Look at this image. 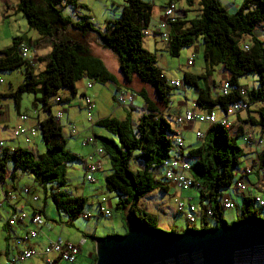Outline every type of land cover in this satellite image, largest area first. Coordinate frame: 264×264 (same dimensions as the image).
<instances>
[{
  "label": "trees",
  "instance_id": "obj_1",
  "mask_svg": "<svg viewBox=\"0 0 264 264\" xmlns=\"http://www.w3.org/2000/svg\"><path fill=\"white\" fill-rule=\"evenodd\" d=\"M176 1L180 0H167L161 9L169 3L176 6ZM181 1L188 7L195 3L197 12L188 18L181 14L174 21H169L165 37L161 36L157 27L155 31L165 41V51L173 57H177L182 47L190 46L195 40L201 43L203 72L192 74L183 71L180 86L194 89V105L199 111L214 110L222 113L235 101L244 102L248 106L259 103L255 109L256 118L250 117L249 122L260 132H264V39L253 35L256 26L264 25V0ZM66 5L74 8L81 6L75 0H16L17 12L28 27L33 28L39 37L48 42L50 49L44 56L43 68L33 73L34 63L29 64L20 55L18 42L22 38H13L11 43L0 50V72L21 69V82L7 95L13 99L15 110L19 107L22 94H31V106L39 105L41 111L46 113L37 122L44 151L34 156L26 149L3 146L0 152V179L5 177L3 174L9 163L12 170H7V178L10 181L15 176V170L32 176L50 197L55 208L67 212L66 207L69 206L73 219L78 215L83 199L69 196L61 188L65 185L66 163L80 159L65 147V137L55 117L57 112L54 114L51 111L52 104L54 106L68 102L70 97L75 96V83L81 78L86 79L85 88L90 87L88 80L104 84L108 81L115 82V78L103 61L84 44L64 35L67 28L76 30L80 36L88 31L94 32L101 46L115 56L118 71L126 83L136 77L140 82L149 85L161 102H165L169 91L176 86L166 81L163 72L156 65L155 54L143 46L142 41L152 18L151 1L123 0L117 18L106 21L100 29L94 28L91 20L86 18L70 21L60 12V8ZM243 44L247 45L246 49ZM216 65L228 72L229 92L225 95L219 93V86L216 92H211L204 82ZM247 73L256 75V88H247L238 83V78ZM0 78L2 82L1 75ZM241 87H244L242 92ZM137 94L144 104V112L135 120L128 116L123 119L106 116L94 122L90 121V125H97L109 133V136H93L97 137L99 146L109 160L110 171L104 176V185L107 190L117 195L114 207L123 200L129 202L125 217H134L155 228V217L141 209L137 204L138 200L155 187L166 189L165 184L155 178L156 174H160L161 161L171 154L181 155L182 148L169 137V122L157 111L145 90L141 88ZM5 96L6 94L0 93V97ZM80 96H88L92 102L89 95L80 93ZM117 96L115 105L128 107L126 104L118 105ZM133 100L134 97L132 102ZM19 116H25V120L27 118L26 115ZM213 128L218 133H214L215 140L210 138L206 143L186 151V157L190 159L189 173L194 182L193 186L200 195L199 228H207L206 220L209 218L213 222L224 220V209L220 202L221 190L234 183L235 171L239 167L240 157L243 156L242 149L235 142V138L242 133L240 127L237 126V131L230 134L224 127L213 124L208 126L207 132ZM3 144L5 145L4 140ZM260 159L264 160V156ZM130 163H133L134 170ZM242 199L245 205L240 207V214L234 220L250 215L258 216L255 207L250 210L249 204L264 209L252 196H242ZM207 210L209 214L206 213ZM192 228L194 227L189 225L185 227Z\"/></svg>",
  "mask_w": 264,
  "mask_h": 264
},
{
  "label": "rangeland",
  "instance_id": "obj_2",
  "mask_svg": "<svg viewBox=\"0 0 264 264\" xmlns=\"http://www.w3.org/2000/svg\"><path fill=\"white\" fill-rule=\"evenodd\" d=\"M8 1V0H6ZM14 1V0H11ZM77 4H80V7L74 8L70 5L62 6L60 8V12L62 15L67 16L70 21H77L83 18L91 20V25L94 28L101 27L106 21L113 20L117 18L121 5L123 4V0H75ZM167 0H153L151 2L152 11L154 14L155 7L161 6L163 2ZM3 5V0H0V7ZM176 6L184 9H180V12H184L185 16L191 17L193 14L197 12V5L194 3L192 7L186 6L183 1H176ZM151 18L150 25L152 24ZM37 33L33 28L27 26L24 18L21 16L19 12H16L15 15L10 14L9 16H3L0 12V47H4L12 42L13 38L21 37L22 40L18 42V46L23 44L28 52H32V46L29 44V39ZM65 36H68L72 39L78 40L80 43L84 44L89 51L97 56H101L102 61L105 67L110 71L115 78V82H105L104 84L93 82L88 80L90 83L89 88H85L86 79L81 78L75 83V96L70 97L68 102H65L62 105V108H68V114L63 113V118L58 120L60 124L61 132L65 137V147L69 152L76 154L79 152L88 151L86 148L93 149L92 144L83 145L82 137L84 134H81L79 129L82 128V124H78L79 121L85 123L86 127L92 128L99 136H109V133L105 131L103 128L98 127L97 125H90V121L87 120V114L83 108H79V102L81 100L80 93L82 91L85 94L89 95L92 98V109L90 112L91 122H94L101 117L106 116H115L118 119H123L125 116H128L131 120H135L137 116L140 114V110L138 108L142 105V99L137 94V91L143 88L148 96V98L156 105V107L162 106L164 110V105L166 104L168 110H165L163 117L167 119L170 126H172V116L175 114L182 113L181 111L185 108L187 109H195L200 110L194 105L195 92L194 89L188 86L181 87L176 86L172 87L169 91L168 96L165 99V102H161L154 95L151 87L147 84L140 82L136 77H132L129 84L124 82V78L117 68V61L115 56L109 51L101 46V42L97 35L94 32H90L87 35L80 36L76 30L68 27L64 33ZM143 46L146 47L147 40L143 39ZM47 44H38L36 49L41 51L40 55H33L34 63L36 64L33 67V72L36 73L43 66L39 61L44 62V49ZM148 51L153 52L151 48ZM202 46L200 41L195 40L190 46L182 47L179 50L178 56L173 57L169 55L165 50L159 49L153 52L155 54L156 65L161 69L164 76L166 77V81L169 83L170 80H176L181 84V76L182 71H188L190 73H200L203 67V60L201 56ZM190 54L193 55V64L186 65V59ZM36 57V58H35ZM39 58V59H38ZM191 62V61H190ZM21 69H14L11 71H3L0 72L2 77V82L0 83V90L7 89V83L11 85H16L19 81H21ZM216 71L214 72L213 78L216 79ZM256 75L253 73H247L244 76L238 78L241 84H244L247 88H256L257 81ZM134 94V100L132 105L134 108L128 107H115V97L118 94ZM32 95L31 94H22L21 100L19 102L20 112L28 111L30 115L33 113V109L31 106ZM6 104L7 106L6 108ZM0 106L5 110V114L11 120L15 114L13 99L11 97H0ZM144 106V104H143ZM259 103H255L254 107L257 108ZM55 107L52 104L51 111L54 112ZM37 110L39 114L46 113L42 112L40 106H37ZM115 110H117L116 114L111 115ZM181 110V111H180ZM158 111V110H157ZM59 112V111H56ZM54 112V114L56 113ZM144 112V110H143ZM243 113V112H242ZM233 115H228L227 119L230 117L232 119ZM256 116V113H255ZM66 117H69L70 121H66ZM254 118V117H251ZM255 119V118H254ZM228 121H230L228 119ZM71 122V123H68ZM232 122V121H230ZM68 123V124H67ZM7 127H10L12 124L10 122L6 123ZM68 125H72L75 134H70ZM235 125V124H234ZM4 127V126H2ZM196 129L200 131L202 137L196 138L193 135V132H184V142L185 148L184 152L186 153V149L188 147H197L203 143H206L208 139H214L217 131L215 128L211 129L207 132L208 125L206 124H198L196 123ZM78 130V131H77ZM86 131V130H85ZM237 131H229L230 134H234ZM5 132H11L8 129H5ZM192 134L189 138V134ZM218 134V133H217ZM91 135V134H90ZM2 136V134H1ZM27 142L24 141V137H21V143L19 148L26 149L30 151L34 156L41 154L44 151V144L40 137V132L38 128H36L35 135H31L30 133H26ZM89 136V135H88ZM86 137V136H85ZM242 136H238L235 138L236 144L242 148L243 138ZM188 139L189 141H187ZM221 141L222 138L220 137ZM70 145V148L67 147ZM247 148H250L251 151L249 154H258L257 151L254 152L255 148L249 145H244ZM6 147V145H4ZM254 150H253V149ZM261 150L264 152V149ZM103 153L99 156L91 155V160H100L101 161V169L99 171H95L91 174L93 181L92 182H83V169L80 161H69L66 163L64 168V177H65V185L61 188L64 192L67 191V194L72 197L82 198V206L79 208L78 215L73 219L70 216V208L66 207L67 212L63 209H57L53 205L50 197L47 193L44 192L43 188L32 178V176L27 175L25 173H21L18 170H15V176L12 179V182L16 187L27 186L33 190V194L36 195V200H31L29 197H26V200L31 202V205L34 206L33 209H38L41 211L43 217L47 220V224L49 226L48 229H44L43 231L49 237L53 238L56 235H59L63 240H68L71 242H76L79 237L85 238V243L80 245V253L79 258L83 262V264H93L94 259L89 255V253H93L94 250V242L95 239L99 237H103L105 235H121L126 230V219L125 213L129 206V202L124 201L114 207V200L117 198L116 193L113 191L107 190L104 185V176L110 171V164L108 157L103 155ZM172 155V154H171ZM165 159V158H164ZM163 160V159H162ZM254 160L250 161L252 165ZM264 163V162H263ZM239 164V166H242ZM140 167V165H138ZM130 167L134 170L133 163H130ZM7 169L10 171L11 165L8 163ZM6 172L3 174V177L9 174ZM156 180L160 183H164L166 186L165 190H162L158 187L151 189L148 193H146L143 197L138 200V206L143 209L159 207V210H155V228L170 231L173 229L176 233L182 232L187 222L182 213H179L175 209V200L177 197H181V199L188 200L190 198V202L195 206L196 217L192 226L194 229H198L200 227V213H199V201L200 195L198 189L194 186L188 188L184 191H174L170 186H174L169 183L165 178L161 176V174H156ZM245 183V179L241 176ZM255 180L253 174H250L249 181ZM264 180V177H263ZM1 181V179H0ZM248 184V183H247ZM169 185V186H168ZM250 189L255 191L259 196L264 199V190H255L253 185H249ZM261 188H264V183L260 184ZM221 192L227 196L232 204L233 208L224 209L223 211V219L226 223H230L236 219V217L240 214V207L244 206L245 203L242 199L243 192H235L230 185L227 188H223ZM247 194V193H244ZM245 196H250L249 194ZM24 198V197H23ZM204 202V201H203ZM255 207L257 210V215L261 218H264V209L258 208L256 205L249 204L250 210ZM31 208L26 207V211H31ZM107 211L108 216H104L101 212ZM151 211V210H150ZM1 216L4 217V212L0 211ZM3 220V219H2ZM1 222V220H0ZM215 222L211 218L206 220L207 227H211ZM36 241V239L31 240ZM38 241V240H37ZM42 244V243H41ZM3 245L2 238V230L0 229V249ZM93 256V255H92ZM3 256L0 255V264H3ZM37 262V260H36ZM34 261V263H36ZM59 264H68L65 262H60Z\"/></svg>",
  "mask_w": 264,
  "mask_h": 264
},
{
  "label": "built area",
  "instance_id": "obj_3",
  "mask_svg": "<svg viewBox=\"0 0 264 264\" xmlns=\"http://www.w3.org/2000/svg\"><path fill=\"white\" fill-rule=\"evenodd\" d=\"M152 1V0H148ZM180 9L175 6L174 3H169L166 5L162 11L160 18L157 21L156 27L157 30L160 31L161 36L165 37L167 35L166 25L169 21H174L178 15H181ZM243 48L246 49L247 45L243 44ZM20 55L23 59H25L29 64L34 63L33 55L28 53V50L23 44L19 46ZM193 55L187 59V64L192 60ZM1 82V78H0ZM171 85L180 86V82L176 80H170ZM244 87L240 88L242 92ZM219 93L225 95L229 92V84L227 77L222 79L219 83ZM134 94H119L116 99V103L118 105H130ZM57 100V98H55ZM81 106L86 110L87 120L90 119V112L92 102L88 96H82L81 98ZM248 105L244 102L235 101L231 103L225 111L222 113H216L214 110L210 111H193V110H185L183 113L175 114L172 116V126H170L171 134L169 137L176 143L178 147L182 148L183 139L181 136L182 128L189 123H202L208 126L213 124H218L228 132L234 131L237 128V125L228 121L227 116L236 114L237 112L246 110ZM60 113L57 112L55 117L59 119ZM20 122H18L15 126L10 129L11 137H24V141L27 142L26 133H30L31 135L35 134V127H27L23 124V120H25V116H19ZM255 128V127H254ZM253 127H250L247 131H244L242 134L243 144L252 146L257 149L262 147L264 149V132H260L258 128L256 130ZM70 134H74L75 130L72 125L68 126ZM196 138L202 137L200 131L195 130L193 134ZM94 141L93 136H88L82 139V144L91 143ZM3 140L0 139V152L3 149ZM95 152L98 154H102L103 150L100 146L95 148ZM187 155L182 153L181 155H170L163 159L160 164V174L163 178H165L169 183L174 185L178 190H187L192 187L194 182L189 173L190 170V159L186 157ZM254 165L243 164L239 166L235 171L236 179L234 183L231 185L233 191L235 192H243L247 193L253 197V200L260 206L264 207V200L261 196L257 194H252L249 185H253L250 183H245L240 177H246L251 173L253 166L257 172V182L255 186L264 183V167L260 166V159L258 156L253 161ZM83 182H92L93 178L91 174L97 171L98 166L94 162H86L83 161ZM20 191L24 195H30L31 200H36L37 197L27 186H23L20 188ZM15 199V195L12 192L1 189L0 188V207L3 204H12V201ZM188 200L181 199V197H177L175 200V209L177 212L182 213L187 225H192L194 223L196 217L195 206ZM220 202L223 209H231L233 208V204L231 200L225 196L223 193L220 197ZM104 216H108L107 211L101 212ZM206 213H210L209 210ZM28 220L31 223V227H29L22 235H18L15 237H11L8 243V246L15 250L14 252H9L4 264H27L26 261L35 256L39 257L38 264H59L60 262H65L68 264H83L81 259L79 258L80 253V245L84 242V238L81 237L79 241L76 243L63 240L59 235H56L53 238H48L46 242L40 247V249H36L31 245H26L29 239H32L37 236L40 227L43 224H46L45 218L41 215L39 210L34 209L30 214L25 212L24 210H14L10 211V214L6 218V223L8 226H14L16 223L23 222ZM191 227V226H190Z\"/></svg>",
  "mask_w": 264,
  "mask_h": 264
},
{
  "label": "water",
  "instance_id": "obj_4",
  "mask_svg": "<svg viewBox=\"0 0 264 264\" xmlns=\"http://www.w3.org/2000/svg\"><path fill=\"white\" fill-rule=\"evenodd\" d=\"M121 235L95 239L93 264H264V218L164 231L126 216Z\"/></svg>",
  "mask_w": 264,
  "mask_h": 264
},
{
  "label": "crops",
  "instance_id": "obj_5",
  "mask_svg": "<svg viewBox=\"0 0 264 264\" xmlns=\"http://www.w3.org/2000/svg\"><path fill=\"white\" fill-rule=\"evenodd\" d=\"M152 2V1H151ZM166 3V1L165 2H163L162 4H161V6H158V7H155V9H154V14H153V11H151V17H154L155 19H152V24L150 25L149 24V26H148V28H147V30H146V34H145V40H147V44H146V48L147 49H149V48H151L152 50H153V52H155L156 50H159V49H163V50H165V41L163 40V39H161L157 34H156V23H157V21H158V19L160 18V15H161V8H162V6H164V4ZM177 8H179V9H183V8H181V7H178V6H176ZM184 10V9H183ZM0 12H1V14H3V16H9L10 14H14L15 15V13L17 12V10H16V0H14V1H11V0H8V1H6V0H3V5H1V7H0ZM185 13L184 12H182V15H184ZM168 27H169V25L167 24L166 25V30L168 31ZM98 29H100V27H98ZM88 33H90V31H88L87 33H85V35H87ZM253 35L254 36H256V37H259V38H261V39H264V25L262 24V25H259V26H256V28L254 29V31H253ZM29 39V44L32 46V53L34 54V55H40V53H41V51H39L38 49H36V46L38 45V44H47V46H46V48L44 49V52H42L43 54H44V56H45V54L49 51V49H50V47H49V44H48V42L44 39V38H42V37H39V35L37 34V33H35V35L33 36V37H31V38H28ZM245 40H247V38H245ZM7 46V45H6ZM5 47V46H4ZM4 47H0V50L2 49V48H4ZM191 55V54H190ZM97 56V55H96ZM97 57H99L101 60H102V58H101V56H97ZM190 56H188V58H189ZM193 57V56H192ZM36 58V57H35ZM187 58V59H188ZM39 59V58H38ZM187 59H186V65H192L193 64V60H191V62L189 63V64H187ZM43 60V59H42ZM39 61L40 63H42V64H44V62L43 61ZM35 63H34V65L32 66V71H34L33 70V67H35ZM42 68H43V66H42ZM41 68V69H42ZM40 69V70H41ZM40 70H38V71H40ZM216 71V79H214L213 78V75H214V72ZM183 72V71H182ZM185 72H188V71H185ZM203 72V67H202V71L200 72V73H197V74H201ZM21 73V72H20ZM34 73V72H33ZM190 73V72H189ZM192 74H195V73H192ZM228 76V72H226L220 65H216V66H213L212 67V69L210 70V72H209V76L205 79V84L207 85V86H209L210 87V90H211V92H216V90H217V88H218V86H219V83H220V81L222 80V79H224V78H226ZM166 78V77H165ZM21 80H22V78H21ZM124 82H126L125 80H123ZM19 82H21V81H19ZM18 82V83H19ZM18 83H16V85L18 84ZM238 83L239 84H241L240 82H239V80H238ZM126 84H129V83H126ZM16 85H11L10 83H7V89L6 90H0V93L1 94H6V96L5 97H9V96H7L8 94H9V92H11L14 88H15V86ZM241 85H243V86H245L244 84H241ZM246 87V86H245ZM81 93H84L85 94V92L84 91H82ZM62 95H65V94H62ZM87 95V94H86ZM22 97V96H21ZM20 100H21V98H20ZM65 103V102H64ZM64 103H58V104H54V107H55V109H54V112H56V111H59L61 114H60V117H59V119L60 118H63L62 116H63V113H65V114H68V112H69V110H68V108L69 107H67V108H62V105L64 104ZM164 105V110L162 109V106H160V107H157V109H158V111L159 112H161V114L163 115L164 114V112H165V110H168V108H167V106H166V104H163ZM7 104H6V108H7ZM79 108L81 107V101L79 102V106H78ZM115 107L116 108H118V106L117 105H115ZM129 108H134L135 109V107L133 106V105H129L128 106ZM8 108H9V106H8ZM121 108V107H120ZM19 109H20V106L18 107V111L17 110H15V114L13 115L14 117L11 119V120H9V117L5 114V110L4 109H2L1 108V106H0V139H3L4 140V143H5V145L7 146V147H9V148H13V147H19V145H20V143H21V137L20 138H17V139H12L11 137H10V133L9 132H5V129H8V131L15 125V124H17L18 122H20V120H19V114L21 115H26V120L23 122L27 127H35V128H37V122L39 121V120H41L43 117H44V114H39L38 113V110H37V106H35V107H32V109H33V113H32V115H30V113H28V111H23V112H20L19 111ZM255 107H254V104L252 103V104H250L249 106H248V110H244V111H240V112H237L236 114H234V116H233V118L232 119H230V117L228 118L230 121H232V123H234L235 125H237L238 127H240L241 128V135L240 136H242V134H243V132L244 131H247L250 127H255V126H253V125H251L250 124V122H249V118L250 117H254V118H256V116H255ZM138 110H140V114L143 112V110H144V106H143V102H142V105L138 108ZM185 110H193V111H199V110H195V109H187V108H185V109H183L181 112L183 113ZM116 112H117V110H115L111 115H114V114H116ZM243 112V113H242ZM217 113H218V111H217ZM139 114V115H140ZM138 115V116H139ZM137 116V117H138ZM113 117H115V116H113ZM99 118V117H98ZM116 118V117H115ZM58 119V120H59ZM118 119V118H117ZM66 121H70V119H69V117H66ZM8 122H10L12 125L10 126V127H7V125H6V123H8ZM68 123H71V122H68ZM67 123V124H68ZM72 124V123H71ZM78 124H82V128L81 129H79V131L81 132V134H84V136L82 137V139L83 138H85V136L86 137H88V135L90 136V134H91V136H93V135H95V136H99V135H96V134H98V133H96L92 128H88V127H86V125H85V123H82L81 121H79V123ZM2 126H4V127H2ZM69 126V125H68ZM67 126V127H68ZM197 127H196V123H189V124H186L183 128H182V131H181V136H182V139H183V144H182V153H184V154H186L185 152H184V148L186 147V146H188V145H186L185 146V142H184V132H189V131H191V132H193V134H194V131L195 130H197L196 129ZM256 128L257 127H255L254 129L256 130ZM86 130V131H85ZM78 131V130H77ZM75 133H77V132H75ZM74 133V134H75ZM1 134H2V136H1ZM73 135V134H72ZM191 133L188 135L189 136V138L191 137ZM93 138H94V141L93 142H91V143H87V144H92L93 145V149L91 150V149H89V148H86V150H88V151H84V152H79V153H76V155H77V157L80 159V162H81V166H83V161L84 160H86V162H88V163H90V162H94V163H96L97 164V166H98V169H97V171H99L100 169H101V167H100V165H101V161L100 160H95V161H92L90 158H91V155L93 154L94 156H99V155H101V154H98V153H96L95 152V148L97 147V146H99V141H98V139H97V137H94L93 136ZM241 138H243V137H241ZM187 141H189L188 139H186ZM23 142H26V141H23ZM243 143V142H242ZM87 144H83V145H87ZM67 147H69L70 148V145L68 146L67 145ZM242 148V152H243V156H241L240 157V164H245V165H247V164H250V161H252V160H254L255 158H256V156H258V158L260 159L261 157H263L264 156V152H262V150H261V147L260 148H257V149H253L254 150V152H256L257 151V153L258 154H249L250 153V151H251V149L250 148H247L246 146H243V144H242V146H241ZM188 148H191V147H188ZM187 148V149H188ZM187 149H186V151H187ZM103 155H105L104 153H103ZM102 155V156H103ZM264 160H262V159H260V166L261 167H264ZM82 169H83V167H82ZM8 170V169H7ZM96 171V172H97ZM250 174H253L254 175V177H255V180L253 181V180H251V181H249V178H250ZM250 174H248L246 177H244V179H245V181L247 182V183H250V184H253V187L255 188V190H264V188H261L260 187V185H258V186H255V183L257 182V172H256V170H255V167L253 166V168H252V170H251V173ZM8 175V174H7ZM7 175L3 178V180H1L0 181V188L1 189H4V190H7V191H10V192H12V194H14L15 195V199L12 201V204L11 205H9L8 203L6 204H3L1 207H0V211L2 210L3 212H4V217H2L1 216V214H0V220H1V222H0V229L2 230V238H3V245L1 246L2 248L0 249V255H2L3 256V264H4V262H5V260H6V258H7V256H8V254H9V252H14L15 250H13V249H11L9 246H8V243H9V241H10V238L11 237H15V236H18V235H22L29 227H31V223L28 221V220H26V221H23V222H19V223H16V225H14V226H8L7 225V223H6V218H7V216L10 214V211H14V210H20V209H22V210H24L25 212H27L28 214H30L31 212H32V210H34L33 209V207L34 206H32L31 205V202H29V201H27L26 200V197H29L30 198V195H24V194H22L20 191H19V188L20 187H16L15 185H14V183L12 182V181H10L8 178H7ZM169 186V185H168ZM171 188H173L174 189V191L176 192V191H178V192H180V191H184V190H178L175 186H170ZM31 190V193H33V190L32 189H30ZM251 193L252 194H257V193H255V191H253L252 189H251ZM243 194V196H245V195H247V194H244V193H242ZM258 195V194H257ZM24 197V198H23ZM246 197V196H245ZM262 198V197H261ZM263 199V198H262ZM264 200V199H263ZM115 201L116 200H114V204H115ZM156 206H158V205H155V210H159V207H156ZM26 207H28V208H31L30 210V212L29 211H26ZM141 208V207H140ZM141 209H143V208H141ZM38 210V209H37ZM145 212H147L148 214H151V215H153V216H155V210H154V208H150V210L148 211V209L146 208V209H143ZM1 213V212H0ZM41 213V212H40ZM41 215H42V213H41ZM224 215V214H223ZM43 216V215H42ZM224 218V217H223ZM3 219V220H2ZM45 221H46V224H43L41 227H40V229H39V232H38V234H37V236L36 237H34V238H32V239H29L28 241H27V244L26 245H31V246H33L34 248H36V249H40V247L46 242V240L48 239V238H51V237H49L47 234H45L44 233V231H43V228L44 229H48L49 228V226H48V224H47V220L45 219ZM81 237H79L78 239H77V241H79V239H80ZM34 239H36V241H31V240H34ZM38 240V241H37ZM68 241V240H67ZM76 241V242H77ZM71 242V241H70ZM76 242H73V243H76ZM42 243V244H41ZM85 243V238H84V242L82 243V244H84ZM80 249V248H79ZM80 251H81V249H80ZM89 255L91 256V257H93L92 255H93V253H89ZM36 260H37V262H36ZM34 261L36 262V263H34ZM26 263L27 264H38L39 263V257L38 256H35V257H33V258H30L29 260H27L26 261Z\"/></svg>",
  "mask_w": 264,
  "mask_h": 264
}]
</instances>
